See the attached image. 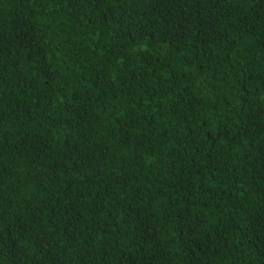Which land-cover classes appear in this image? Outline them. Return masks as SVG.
<instances>
[{"label": "trees", "instance_id": "1", "mask_svg": "<svg viewBox=\"0 0 264 264\" xmlns=\"http://www.w3.org/2000/svg\"><path fill=\"white\" fill-rule=\"evenodd\" d=\"M0 264H264V0H0Z\"/></svg>", "mask_w": 264, "mask_h": 264}]
</instances>
